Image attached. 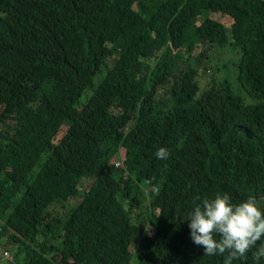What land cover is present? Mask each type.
<instances>
[{
	"label": "trees",
	"instance_id": "obj_1",
	"mask_svg": "<svg viewBox=\"0 0 264 264\" xmlns=\"http://www.w3.org/2000/svg\"><path fill=\"white\" fill-rule=\"evenodd\" d=\"M223 192L264 206V0H0V264H222Z\"/></svg>",
	"mask_w": 264,
	"mask_h": 264
},
{
	"label": "clouds",
	"instance_id": "obj_2",
	"mask_svg": "<svg viewBox=\"0 0 264 264\" xmlns=\"http://www.w3.org/2000/svg\"><path fill=\"white\" fill-rule=\"evenodd\" d=\"M155 157L166 160L169 150L161 146ZM198 201L186 213L191 241L202 247L204 255L222 256V264H233L236 259H245V254L254 249L253 258H264V206L248 195L233 202L228 192L212 197H195ZM260 242L259 244L257 242ZM6 250L1 258H8Z\"/></svg>",
	"mask_w": 264,
	"mask_h": 264
},
{
	"label": "rangeland",
	"instance_id": "obj_3",
	"mask_svg": "<svg viewBox=\"0 0 264 264\" xmlns=\"http://www.w3.org/2000/svg\"><path fill=\"white\" fill-rule=\"evenodd\" d=\"M211 15L213 17H217V18L225 21L228 24V20H227V18L225 16H221V15L216 16L214 14H211ZM229 60H231V62H229L228 69L227 70H224V73H226L228 77L233 78V74L232 73L235 74V69L232 68V65H234V63H233V60L232 59H229ZM214 67H216V65ZM234 78H235V75H234ZM228 80L231 81L230 79H228ZM84 96H85V93H83V95L81 96V100H83ZM2 260H3V258L0 257V262H2Z\"/></svg>",
	"mask_w": 264,
	"mask_h": 264
}]
</instances>
